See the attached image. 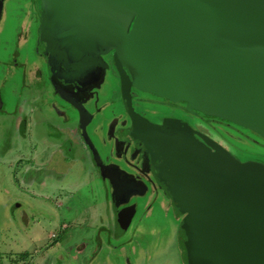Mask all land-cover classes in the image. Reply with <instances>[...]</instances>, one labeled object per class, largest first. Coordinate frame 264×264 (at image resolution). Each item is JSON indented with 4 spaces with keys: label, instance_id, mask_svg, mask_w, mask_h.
<instances>
[{
    "label": "water",
    "instance_id": "95a60500",
    "mask_svg": "<svg viewBox=\"0 0 264 264\" xmlns=\"http://www.w3.org/2000/svg\"><path fill=\"white\" fill-rule=\"evenodd\" d=\"M44 1L51 46L74 59L89 52L96 58L125 40L115 54L123 102L154 179L183 217L184 264H264V164L242 162L205 135L199 141L180 120L152 124L135 111L130 94L135 86L185 101L189 110L264 138V0ZM130 50L139 61L127 62L134 83L120 62ZM101 170L116 211L129 200H122L129 179ZM129 213L119 212L120 235L130 228Z\"/></svg>",
    "mask_w": 264,
    "mask_h": 264
},
{
    "label": "rangeland",
    "instance_id": "374dc122",
    "mask_svg": "<svg viewBox=\"0 0 264 264\" xmlns=\"http://www.w3.org/2000/svg\"><path fill=\"white\" fill-rule=\"evenodd\" d=\"M20 2L10 0L5 6L0 38L2 43L11 39L10 47L13 33L7 28L23 22L17 13ZM113 84L112 79L100 91L99 106L104 110L99 114L95 109V121L88 129L95 146L105 154L108 151L98 133L113 114H121ZM19 87L14 85L16 95ZM17 99L6 97V103L0 104L6 111H14ZM34 99L44 110L30 116L28 127L20 119L0 115V264H184L179 217L165 192H137L129 198L134 219L129 230L120 235L108 184L101 180L85 147L74 140L75 127L62 113L74 114L62 102ZM149 108L159 109L154 105ZM141 109L147 110L145 105ZM160 111L169 113L168 109ZM190 121L235 156L242 152L241 157L264 160V146H258L264 144V138L258 133L244 127L236 132L228 121L231 126L224 121L222 126ZM48 123L59 128L61 138L56 130L47 128ZM25 129L27 139L22 136ZM28 158L35 161L31 169Z\"/></svg>",
    "mask_w": 264,
    "mask_h": 264
},
{
    "label": "flooded vegetation",
    "instance_id": "af4514ba",
    "mask_svg": "<svg viewBox=\"0 0 264 264\" xmlns=\"http://www.w3.org/2000/svg\"><path fill=\"white\" fill-rule=\"evenodd\" d=\"M9 1L0 0V30L6 19L5 6ZM20 1L21 5L18 7L17 13L23 22L18 25L16 21V24L11 28H7V30H11L13 33L14 43L10 47L8 42L11 39L5 40L2 43L3 40L0 38V103H6V97H17V108L14 111H6L0 104V115L11 116L16 121L20 119L25 127H28L27 123L30 116L36 111L42 112L44 110L41 107V102L37 103V99L34 98L41 99L45 97V101L49 98L52 102H62L76 116L73 117L74 115H72V117H69L66 111L63 110V113L61 111L64 115V120L67 123L70 122L72 127H75L74 132L78 141L74 140L85 147L93 165L98 170L101 180L105 184H108L110 191V180L102 178L101 168L107 172L120 173L122 176L125 174L124 177L129 179L128 186L123 189V193H125L122 195L123 201L126 198H131L137 192L151 191L159 194L160 190L164 191L153 177L148 152L144 148V143L139 134L133 131V123L126 112L123 102L121 77L116 68L115 54L125 43V40L119 41L112 48L106 49L104 52L99 50L96 58H94V54L91 55V52H89L79 59H74L68 53V50H64L61 46H59L60 48H58V45L51 46L52 40L48 39L44 28L47 20L45 1ZM133 25L134 21L128 30L127 38L132 32ZM0 33L3 35L4 31L2 30ZM65 40H68V38ZM6 42L9 46L5 44ZM23 57L27 58V60L25 61ZM129 61L139 63L132 56L131 50L121 56L120 62L132 83L133 75L127 67V62ZM91 62H93L92 65H95L92 66ZM14 69L17 70V78L15 77L16 72ZM112 79L114 80V92L117 94L116 100L121 106V114H113L106 127L100 128L101 135L99 133L98 135L101 142L105 143L108 151L105 154L100 148L95 146L93 139L88 133V129L95 121V116L97 115L95 109L99 114L104 110V108L99 106L101 102L100 91ZM16 84L20 86L19 95H16V91L14 90V85ZM49 89L51 92L48 94ZM130 94L134 109L140 116L159 127L163 126L164 120H180L192 129L194 136L199 141L201 140L197 136L198 134L207 135L197 130L193 122L190 121V118L199 119L203 122L207 121L212 124L217 122L221 126L224 121L228 126H231L221 118L207 115L196 109L189 110L188 103L185 101H172L135 86H132ZM141 105H145L147 109L145 111L147 112L141 109ZM151 105L156 106L160 110L168 109L169 113H164V111H160L159 109L150 110L149 107ZM54 107L57 106L54 105ZM55 110L59 111L58 108H55ZM206 117H212L213 119H207ZM231 127L236 132L241 131L239 128H242L234 124ZM47 128L49 130H56V134L59 135L58 138H61L60 130L56 125L48 123ZM22 136L24 139L28 138L26 136V129L22 132ZM71 138L70 136L69 142L73 140ZM209 138L212 139L211 137ZM28 140L29 142L31 141V139ZM212 140L215 141L214 139ZM215 142L242 162L252 161L264 164V160L262 159L241 157L242 152H240V156H235L223 145L217 141ZM10 145L11 142L9 141L8 147L5 149H10ZM258 146H264V144H259ZM34 156L36 157V155ZM34 162L28 158L26 161L27 167L29 166V169H31L30 166H35ZM29 173L30 171L26 176L28 179L30 178L28 177ZM123 209H128L132 221L134 219L130 204L122 202L120 208L116 211L114 210L116 212L115 228L119 212ZM178 219L181 224L183 217H179Z\"/></svg>",
    "mask_w": 264,
    "mask_h": 264
}]
</instances>
